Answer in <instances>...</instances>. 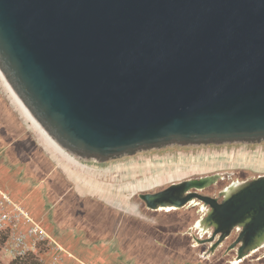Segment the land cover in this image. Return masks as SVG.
Returning a JSON list of instances; mask_svg holds the SVG:
<instances>
[{
	"label": "water",
	"instance_id": "95a60500",
	"mask_svg": "<svg viewBox=\"0 0 264 264\" xmlns=\"http://www.w3.org/2000/svg\"><path fill=\"white\" fill-rule=\"evenodd\" d=\"M0 72L66 154L104 165L264 143V0H0ZM164 191L152 210L192 198ZM199 222L264 245V177Z\"/></svg>",
	"mask_w": 264,
	"mask_h": 264
},
{
	"label": "rangeland",
	"instance_id": "374dc122",
	"mask_svg": "<svg viewBox=\"0 0 264 264\" xmlns=\"http://www.w3.org/2000/svg\"><path fill=\"white\" fill-rule=\"evenodd\" d=\"M14 141L15 158L18 156L28 171L36 167L42 168L44 175L48 174L51 179L52 198L60 201L57 213L61 219L66 223H77L80 229H84L94 239L99 236L107 237L117 230L124 249H132V254L142 253L145 257L162 251L155 249L142 236L141 231L150 230L147 223L142 225L129 213L126 217L123 216L122 202L132 204L136 215L145 216L150 212L143 209L139 200L142 194L210 172L249 169L256 174H264V143L200 148L174 147L141 153L104 165L78 161L75 165L88 168L87 173L83 172V183L89 189L88 193L99 194L97 188L101 185L105 189V196L114 197L116 202L114 206L107 205L110 207L108 208L95 197L83 199L73 189L74 184L80 187L81 182L76 178V173L80 172L73 167V163L58 158L59 153L47 143L19 107L0 73V147L9 146ZM58 165L69 173V177L61 169H57ZM189 242L190 240L184 239L180 245ZM194 250L200 252V249ZM0 264H4L1 259Z\"/></svg>",
	"mask_w": 264,
	"mask_h": 264
},
{
	"label": "crops",
	"instance_id": "0c3cea01",
	"mask_svg": "<svg viewBox=\"0 0 264 264\" xmlns=\"http://www.w3.org/2000/svg\"><path fill=\"white\" fill-rule=\"evenodd\" d=\"M15 144L14 141L9 146L0 147V188L18 202L35 220L39 221L52 240L77 258L89 264H214L213 260L207 261L191 254L188 251L190 250L189 243L180 245L182 240H189V238L179 235V230L174 229L183 224L188 226L187 221H181L175 213L136 215L132 204L126 202L121 203L123 216L126 217L129 213L142 225L147 223L150 230L146 234L143 232L142 236L146 237V241L155 249L162 251L161 253L152 255L150 253L148 257L143 256L142 253L132 254V249H124L121 246L117 230L107 237L99 236L97 239L89 237L77 223L71 221L66 223L58 216L57 207L60 201L52 198L51 179L48 174L44 175L42 168L35 167L34 170L28 171L18 156L15 158ZM58 158L64 159L65 162L69 161L60 154ZM72 165L80 172L76 173L77 180L81 182L80 187L74 184L73 188L78 197L83 199L95 197L108 208L110 207L107 205L114 206L116 202L114 197L105 196V189H102L101 185L97 188L100 191H98L99 194L88 193L89 189L83 183V172L87 173V167L74 163ZM57 169L63 171L59 165ZM63 172L69 177V173ZM106 207L104 209H107ZM99 225L101 226L100 223ZM22 227H25L23 223L20 224V228ZM3 238H6V241ZM0 246V259L4 264H12L16 257L11 250L10 232L0 234ZM28 250L29 255L35 257L40 264H75L54 244H41L36 248L30 244Z\"/></svg>",
	"mask_w": 264,
	"mask_h": 264
},
{
	"label": "flooded vegetation",
	"instance_id": "af4514ba",
	"mask_svg": "<svg viewBox=\"0 0 264 264\" xmlns=\"http://www.w3.org/2000/svg\"><path fill=\"white\" fill-rule=\"evenodd\" d=\"M209 147V146H208ZM264 177V174H256L249 169L239 171H218L203 174L199 177L190 178L177 184L165 187L155 192H149L144 195L158 197L164 191H170V195L181 198H192L184 208L152 210L147 199L139 196L143 209L150 213L167 214L175 213L181 221H187L188 226L181 225L174 230H179V235H185L189 238V249L191 254L202 257L205 260L214 261V264H264V245L249 249L245 244L247 238L243 227L237 225L223 240L225 230H219L216 227L206 229V226L199 225V222L205 220L209 214L219 210L226 204L223 193L233 184H253ZM142 209V210H143ZM143 210V211H144ZM145 234L147 231H141ZM192 243V244H191ZM200 249V252L193 251ZM193 252V253H192Z\"/></svg>",
	"mask_w": 264,
	"mask_h": 264
},
{
	"label": "built area",
	"instance_id": "2783aa9c",
	"mask_svg": "<svg viewBox=\"0 0 264 264\" xmlns=\"http://www.w3.org/2000/svg\"><path fill=\"white\" fill-rule=\"evenodd\" d=\"M21 223L25 227L20 228ZM5 232H10L11 250L16 259L24 260L28 256L30 244L34 248L41 244H54L75 264H89L52 240L43 225L0 188V234Z\"/></svg>",
	"mask_w": 264,
	"mask_h": 264
},
{
	"label": "bare ground",
	"instance_id": "6f19581e",
	"mask_svg": "<svg viewBox=\"0 0 264 264\" xmlns=\"http://www.w3.org/2000/svg\"><path fill=\"white\" fill-rule=\"evenodd\" d=\"M1 73V72H0ZM2 79L5 83V85L8 87V89L10 90L11 94L13 95L14 99L16 100L17 104L19 105V107L22 109V111L28 116L29 120L33 123V125L35 126V128L41 133V135L45 138V140L47 141V143L54 148L55 151H57L61 156H63L65 159L71 161V163L77 164L79 163L76 159H74L73 157L69 156L68 154H66L62 149H60L56 143L46 134V132L40 127V125L32 118V116L29 114L28 110L25 108V106L22 104V102L19 100V98L16 96V94L14 93V91L12 90V88L9 86V84L7 83L6 79L4 78V76L2 75Z\"/></svg>",
	"mask_w": 264,
	"mask_h": 264
},
{
	"label": "trees",
	"instance_id": "16d2710c",
	"mask_svg": "<svg viewBox=\"0 0 264 264\" xmlns=\"http://www.w3.org/2000/svg\"><path fill=\"white\" fill-rule=\"evenodd\" d=\"M3 239L6 241V238ZM12 264H40V263L37 260H35V257L28 254V256L24 260H20L17 258Z\"/></svg>",
	"mask_w": 264,
	"mask_h": 264
}]
</instances>
